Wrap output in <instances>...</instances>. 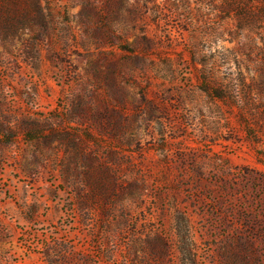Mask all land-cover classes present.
Here are the masks:
<instances>
[{"label": "rangeland", "instance_id": "obj_1", "mask_svg": "<svg viewBox=\"0 0 264 264\" xmlns=\"http://www.w3.org/2000/svg\"><path fill=\"white\" fill-rule=\"evenodd\" d=\"M223 2L0 0V264H264V31Z\"/></svg>", "mask_w": 264, "mask_h": 264}, {"label": "trees", "instance_id": "obj_2", "mask_svg": "<svg viewBox=\"0 0 264 264\" xmlns=\"http://www.w3.org/2000/svg\"><path fill=\"white\" fill-rule=\"evenodd\" d=\"M223 3L224 11L237 21L240 30L250 32L254 26H259L264 31V0H224ZM237 76L238 82L243 81L241 72ZM239 92L245 94L244 86L239 88Z\"/></svg>", "mask_w": 264, "mask_h": 264}]
</instances>
